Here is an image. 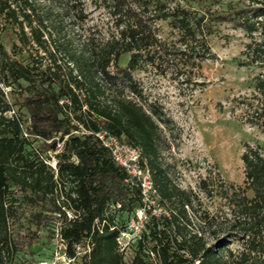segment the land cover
Wrapping results in <instances>:
<instances>
[{
    "label": "trees",
    "instance_id": "1",
    "mask_svg": "<svg viewBox=\"0 0 264 264\" xmlns=\"http://www.w3.org/2000/svg\"><path fill=\"white\" fill-rule=\"evenodd\" d=\"M53 1L0 0V264L46 258L37 244L43 230L52 241L58 222L71 255L77 243L91 242L76 264H264V150L247 145L241 156L245 185L224 189L234 214L228 230L221 232L205 216L215 238L210 242L192 216L196 193L176 184L164 164L169 143L161 124L167 120L159 106L141 102L133 77L146 64L161 67L169 54L191 61L206 14L251 36L259 33L241 64L264 67V0H203V14L159 0L151 15L152 0H107L118 35L104 43L79 39V45L69 23L71 15L87 18L82 0ZM155 19H169L185 48L163 41ZM255 87L264 117V72ZM101 129L140 150L164 207L159 215L149 214L142 238L131 241L130 258L118 236L144 203L141 187L96 135ZM200 186L207 189L206 181ZM27 206L32 210L24 221ZM232 238L244 239L246 247L236 253Z\"/></svg>",
    "mask_w": 264,
    "mask_h": 264
},
{
    "label": "rangeland",
    "instance_id": "2",
    "mask_svg": "<svg viewBox=\"0 0 264 264\" xmlns=\"http://www.w3.org/2000/svg\"><path fill=\"white\" fill-rule=\"evenodd\" d=\"M40 1L45 5L54 3L53 0ZM157 1L149 4V15L154 14ZM165 1L170 7L181 3L198 9L201 14L208 7L203 0L201 4L195 0ZM82 2L87 18L79 21L71 15L73 20L69 23V34L77 45L79 39L90 38L104 43L118 35V21L107 0ZM218 6L215 4L212 9ZM74 12L76 9L72 10ZM154 24L159 37L170 47L177 49L183 45L185 48L181 32L169 19H155ZM203 24V30L198 33L199 46L191 61L182 60L177 53L169 54L170 60L163 62L161 67L146 64L145 68L134 72L133 77L143 92L141 102L146 107L149 104L159 106L163 119L167 120L161 124L169 143L162 154L164 164L176 184L196 193L192 211L194 222L203 228L209 241L214 242L211 227L204 224L205 216L209 215L217 226H222L221 232L228 230L234 214L224 189L230 185H245L241 156L247 145L264 150V117L259 115L262 96L255 87L256 76L264 72V67L241 64L246 59L247 44L259 38V33L251 36L233 23L213 19L208 14ZM127 59L128 55L124 63ZM202 181H206L212 193L200 186ZM248 195H253L251 190ZM31 210L30 206L24 207V221ZM51 242L47 231L43 230L37 246L46 258L51 253ZM245 244L244 239L232 238L230 247L237 253L246 247ZM131 254L129 250L127 258Z\"/></svg>",
    "mask_w": 264,
    "mask_h": 264
},
{
    "label": "built area",
    "instance_id": "3",
    "mask_svg": "<svg viewBox=\"0 0 264 264\" xmlns=\"http://www.w3.org/2000/svg\"><path fill=\"white\" fill-rule=\"evenodd\" d=\"M96 135L102 140L103 144L110 149L115 161L123 166L130 177L141 187L144 203L137 209L135 216L130 218L124 227L121 228L118 236L119 248L122 252L127 254L131 241L133 239L142 238V233L145 229L149 214L159 215L164 211V207L158 201L157 189L150 170L146 165H143L141 161L140 150L122 141L106 129L99 130ZM51 164L56 168L57 160L53 158ZM119 206L120 205H118V207ZM67 216L69 219H72L76 214L73 210L68 209ZM95 224L100 228L101 219L96 218ZM59 226L60 223L58 222V226L52 237L49 258H43L39 260L37 264H73L77 259L81 258V256L90 252L92 245L88 239L85 242L77 243L75 245V254L71 255L68 250V242L63 236Z\"/></svg>",
    "mask_w": 264,
    "mask_h": 264
}]
</instances>
